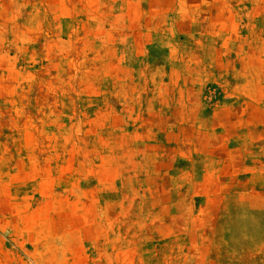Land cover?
Masks as SVG:
<instances>
[{
	"label": "rangeland",
	"instance_id": "1",
	"mask_svg": "<svg viewBox=\"0 0 264 264\" xmlns=\"http://www.w3.org/2000/svg\"><path fill=\"white\" fill-rule=\"evenodd\" d=\"M0 264H264V0H0Z\"/></svg>",
	"mask_w": 264,
	"mask_h": 264
}]
</instances>
